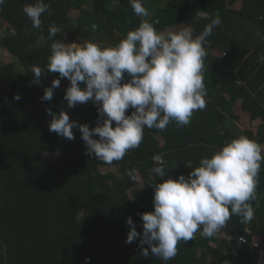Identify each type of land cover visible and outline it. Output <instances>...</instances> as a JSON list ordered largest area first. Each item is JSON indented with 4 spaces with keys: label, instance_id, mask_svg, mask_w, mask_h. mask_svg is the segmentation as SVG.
<instances>
[{
    "label": "trees",
    "instance_id": "16d2710c",
    "mask_svg": "<svg viewBox=\"0 0 264 264\" xmlns=\"http://www.w3.org/2000/svg\"><path fill=\"white\" fill-rule=\"evenodd\" d=\"M150 1L144 0L146 9ZM239 1L241 9L235 7ZM35 2L5 0L0 5V52L13 58L0 63V264H261L264 164L250 223L233 215L213 237L201 235V229L193 240L179 243L177 255L167 262L150 249L144 257L139 239L125 241L129 217L143 232L141 214L154 211L156 182L187 177L201 158L211 157L225 142L239 137L231 122L238 120L237 106L251 122L261 121L257 133L248 129L242 135L264 144V62L259 61L264 55V0H168L149 17L135 15L129 0H45L51 15H42V32L23 12L25 5ZM199 13L209 17L199 18ZM217 15L222 23L207 38L204 58L207 106L193 114L189 125L177 127L173 122L164 131L145 128L141 145L111 165L86 154L78 128L72 141L49 131V109L54 114L67 111L71 121L90 128L100 122L99 104L91 100L67 108V78L54 89L51 101H42L45 89L60 78L47 71L51 43L91 41L114 47L144 19L158 20L155 27L161 32L186 26L199 35ZM53 23L61 31L48 39ZM93 24L98 25L96 31ZM41 34L46 42H38ZM34 65L43 70L39 84L32 83ZM46 152L61 158L45 161ZM155 155L165 161L169 171L165 177L150 173ZM112 167L118 173L103 170ZM133 169L136 180L127 174ZM139 183L144 184L141 190ZM246 227L251 229L248 240L260 245L234 256L235 239Z\"/></svg>",
    "mask_w": 264,
    "mask_h": 264
},
{
    "label": "clouds",
    "instance_id": "9594fccd",
    "mask_svg": "<svg viewBox=\"0 0 264 264\" xmlns=\"http://www.w3.org/2000/svg\"><path fill=\"white\" fill-rule=\"evenodd\" d=\"M4 3L5 0H0V5ZM129 3L135 15L149 16L144 0H129ZM50 9L45 0H36L35 4L25 5L23 12L32 27L42 32L41 17L45 13L51 15ZM198 17L209 16L199 13ZM158 23V20H142L114 47L91 41L51 43L47 71L59 73L60 78L45 89L42 101H51L54 89L67 78L70 81L64 96L67 108L91 100L99 104L100 122L90 128L71 121L67 111L54 114L49 109L52 116L49 131L72 141L73 130L78 128L86 154L111 165L141 145L145 128L164 131L173 122L177 127L189 125L193 114L207 106L204 82L207 38L222 20L217 15L199 35H194L191 27L161 32L155 27ZM97 29L98 25L93 24L92 30ZM60 31L53 23L48 29V39ZM38 42H46L43 34ZM259 61L264 62V55ZM31 71L32 83L39 84L43 70L34 65ZM130 109L134 111L128 115ZM153 161L155 166L150 173L165 177L169 171L163 157L155 155ZM262 164L264 144L244 135L225 142L211 157L201 158L199 166L187 177L180 175L178 179L156 182L154 211L141 214L142 233L137 231L131 217L127 219L130 231L125 242L131 244L139 239L144 257L149 256L150 249L152 255L167 262L177 255L179 243L193 240L201 229V235L213 237L233 215L244 224L250 223L255 216L252 201L258 198L256 189ZM135 172L133 169L127 174L136 180Z\"/></svg>",
    "mask_w": 264,
    "mask_h": 264
},
{
    "label": "rangeland",
    "instance_id": "374dc122",
    "mask_svg": "<svg viewBox=\"0 0 264 264\" xmlns=\"http://www.w3.org/2000/svg\"><path fill=\"white\" fill-rule=\"evenodd\" d=\"M167 1L168 0H151L149 6L147 7L149 16H153L157 12V10H158L157 8L160 7L161 5L165 6ZM242 5H243L242 1H239V2H237L235 7L237 9H241ZM75 17H76V15H75ZM185 27L186 26L179 27V28H170L165 33L169 32V31H179L180 29L185 28ZM215 55L218 56V55H221V54L219 52H215ZM12 60H13V58L11 57V55L7 51H1L0 52V63L1 62H11ZM236 110L238 111L239 114H241V110L240 109H236ZM234 124H235L234 128L238 132H241L242 130L244 131L245 129H249V128L256 132L258 130L259 125H260L259 122L258 123H254V122L250 121V123H249L248 119L247 120L244 119L241 122H238L237 124L234 123ZM60 158H61V154H59V153L46 152V153L43 154V159L45 161H55V160H59ZM103 170H104L105 173H109V172L110 173H118L117 168H113V167L112 168H104ZM138 188L140 190L143 189L144 188V184L143 183H139ZM259 245H260L259 242H257V240H256V242H254V244H253V248L257 249L259 247Z\"/></svg>",
    "mask_w": 264,
    "mask_h": 264
},
{
    "label": "built area",
    "instance_id": "2783aa9c",
    "mask_svg": "<svg viewBox=\"0 0 264 264\" xmlns=\"http://www.w3.org/2000/svg\"><path fill=\"white\" fill-rule=\"evenodd\" d=\"M202 17H206V15H202ZM250 234H251V229L249 227H246L244 235L235 239L236 248L233 252L234 256H236L244 248L253 247V243H251L248 240V235H250Z\"/></svg>",
    "mask_w": 264,
    "mask_h": 264
},
{
    "label": "crops",
    "instance_id": "0c3cea01",
    "mask_svg": "<svg viewBox=\"0 0 264 264\" xmlns=\"http://www.w3.org/2000/svg\"><path fill=\"white\" fill-rule=\"evenodd\" d=\"M236 109H240L241 110V114H239L238 113V111L236 110ZM234 113H235V115H236V117L238 118V120H236V119H234V120H232L231 122H232V124H233V130H234V132L237 134V135H239V136H241L242 134H243V132L244 131H246V130H248V129H245L244 131L242 130L241 132H238L234 127H235V124L234 123H238V122H241L242 120H244V119H248L249 120V123H250V115L249 114H245V112H243L242 111V109H241V107L240 106H237L236 108H235V110H234ZM260 123V125H261V121L260 120H257V121H255L254 123ZM260 125H259V127H260ZM258 127V128H259ZM250 129V128H249ZM252 130V129H251ZM254 131V130H253ZM255 132V131H254ZM258 132V130L255 132V133H257Z\"/></svg>",
    "mask_w": 264,
    "mask_h": 264
},
{
    "label": "water",
    "instance_id": "95a60500",
    "mask_svg": "<svg viewBox=\"0 0 264 264\" xmlns=\"http://www.w3.org/2000/svg\"><path fill=\"white\" fill-rule=\"evenodd\" d=\"M261 262L264 264V249L260 253Z\"/></svg>",
    "mask_w": 264,
    "mask_h": 264
}]
</instances>
